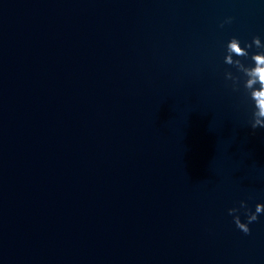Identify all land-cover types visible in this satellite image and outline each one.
Instances as JSON below:
<instances>
[{
  "label": "water",
  "instance_id": "water-1",
  "mask_svg": "<svg viewBox=\"0 0 264 264\" xmlns=\"http://www.w3.org/2000/svg\"><path fill=\"white\" fill-rule=\"evenodd\" d=\"M257 35L260 0H0V264H264L222 47Z\"/></svg>",
  "mask_w": 264,
  "mask_h": 264
},
{
  "label": "clouds",
  "instance_id": "clouds-1",
  "mask_svg": "<svg viewBox=\"0 0 264 264\" xmlns=\"http://www.w3.org/2000/svg\"><path fill=\"white\" fill-rule=\"evenodd\" d=\"M260 2L264 3V0ZM231 22L232 18L228 17L220 26ZM222 47L223 63L235 70L224 71L225 82H230L228 86L234 93L241 95L242 102L250 110L248 123L251 128L264 129V40L257 35L253 36L250 42H242L233 36ZM239 204L240 209L244 210L245 221L237 214L240 209L233 207L228 213L233 216L235 226L247 235L250 233L249 225L257 221L260 215H264V203H257L254 211L244 200Z\"/></svg>",
  "mask_w": 264,
  "mask_h": 264
}]
</instances>
